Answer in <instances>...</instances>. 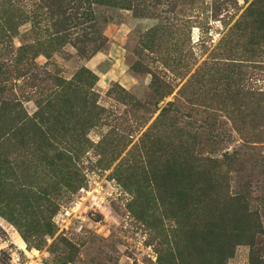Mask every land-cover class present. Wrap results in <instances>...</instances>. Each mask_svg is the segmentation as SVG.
<instances>
[{
	"label": "rangeland",
	"instance_id": "rangeland-1",
	"mask_svg": "<svg viewBox=\"0 0 264 264\" xmlns=\"http://www.w3.org/2000/svg\"><path fill=\"white\" fill-rule=\"evenodd\" d=\"M0 264H264V0H0Z\"/></svg>",
	"mask_w": 264,
	"mask_h": 264
},
{
	"label": "trees",
	"instance_id": "trees-1",
	"mask_svg": "<svg viewBox=\"0 0 264 264\" xmlns=\"http://www.w3.org/2000/svg\"><path fill=\"white\" fill-rule=\"evenodd\" d=\"M5 105H9L8 103H5Z\"/></svg>",
	"mask_w": 264,
	"mask_h": 264
}]
</instances>
